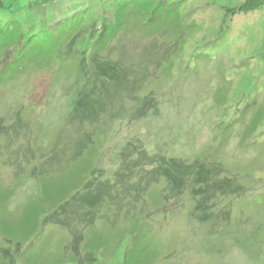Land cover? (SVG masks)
<instances>
[{
	"label": "rangeland",
	"instance_id": "rangeland-1",
	"mask_svg": "<svg viewBox=\"0 0 264 264\" xmlns=\"http://www.w3.org/2000/svg\"><path fill=\"white\" fill-rule=\"evenodd\" d=\"M252 1L182 0L149 20L160 0L122 14L112 0H0V43L42 25L56 36L87 9L54 52L0 59V264H264V5ZM124 83L134 98L112 95ZM82 144L94 148L58 175ZM91 171L98 211L52 224Z\"/></svg>",
	"mask_w": 264,
	"mask_h": 264
},
{
	"label": "trees",
	"instance_id": "trees-1",
	"mask_svg": "<svg viewBox=\"0 0 264 264\" xmlns=\"http://www.w3.org/2000/svg\"><path fill=\"white\" fill-rule=\"evenodd\" d=\"M112 1H114L113 2L114 4L115 2L117 3L118 10H119L118 12H120L121 14L126 11L127 3L133 2L134 4H131L132 6H137L144 11H148L149 6L151 4V0H121L120 2L116 0H112ZM181 1L182 0H160L159 4L154 8V10H152L149 13L150 14V16L148 17L149 20L155 19V17L159 19L160 17L162 16L164 17V15H167L168 13L175 12L180 7ZM251 3H252L251 5H253L252 7H246L248 12L259 10L261 6L264 5V0H253ZM1 9H3V6H2V3L0 2V10ZM86 16H87V9L86 11L77 13L71 18L60 19L56 27V32H57L56 36L54 35V33H52V31L49 28H45L46 26H43V25L41 26L40 29H38L39 32H33V31L30 32L28 38L26 37L22 38L19 36H14L10 38L8 35H4V37H1L2 40L0 43V49H1L0 52L2 54H0V59L1 57L4 56V53L6 51L12 50L16 57L15 62L12 64V66L15 65L16 66L15 68H18L19 67L18 61L21 62L27 59V57L31 55L36 54L38 56H43L51 52H54L57 44L59 42H62L64 38L70 37L72 33H74V31H76V29L79 27L78 26L80 24L79 20L81 18L85 19ZM3 22L4 21L0 20L1 26L4 25L2 24ZM122 22L124 21L120 19L117 22L115 21L113 24L108 23L105 26L104 31L101 32V35L99 36L97 40L98 45H100L101 47H105L111 40H113L117 36V33L120 32L119 29L123 27V25L121 24ZM35 37H38L39 39L36 41V44H32V41ZM40 44H43L44 48L42 49L38 48ZM219 48L220 46H218V49ZM11 67H9L8 70H6V72L7 71L9 72V70L11 71ZM135 87H136L135 84L132 86H129V85L127 86V84L124 83L122 86L116 88V90L112 92V95H114V97L120 96L124 99L125 97L124 93H126L129 95H132V98H134L133 95L138 93V91L135 90ZM136 99H139V98L136 96ZM127 112H128V109H127ZM129 113L130 114L127 116L128 118H130L134 112H129ZM111 115L112 117H114L116 114H113L112 112ZM14 135H16V133ZM56 135H57V140L55 141V143L53 144V146H51L49 150V152L53 151L52 153H55V154L61 151V150H58V147H60L62 143V141L59 142V138L61 137L60 133L59 134L57 133ZM84 145L85 144H82L81 147L77 145L78 148L76 150V154L74 156H70L69 158H66V160L63 159L64 161H66L67 166H65V168L62 171H60V173H58V175L66 173V171L72 168L73 164L76 161L83 158L87 154L88 151H91L94 148V146L92 148H89V147H85ZM94 169L95 168H93V170ZM92 171L90 172V176L92 175ZM90 176L88 177L89 180L86 181L87 184L83 186V189L80 190V192L77 194V196L72 201L66 202V203L63 202L59 207L57 208L55 207L53 209L52 215L54 214V212H55V215H54V220H53L54 223L51 222L52 224L57 226L56 225L57 219H59L60 226L63 229L65 228L70 229L69 226H72L70 225V221L74 219V217H75V220L77 221L76 217H79L77 214L71 212V205L73 206L75 205V203L82 204L81 208H76V211L78 214L80 210L85 207L84 205H86V203L90 204L92 206V209L100 208V205H102L101 203L104 200L102 195H104L105 189H103L102 187L96 188L97 182L94 181L95 179L92 180V176L91 177ZM32 178L35 179L37 177L32 176ZM110 183L112 184V182ZM116 185H119V184H116ZM111 186H113V184ZM118 187L119 186L112 187V188H115V190H117ZM108 188H111V187L109 186ZM60 210H64L63 216H62V211L60 213ZM59 213H60V216H59ZM89 216H90V213H86L83 218L81 217L79 218L83 220V219L88 218ZM67 218H69V225L67 224ZM47 221L48 220H46L45 223H47ZM71 232L73 231L71 230ZM81 241H82V246H83V237L80 236L74 239V241L72 242V245L69 247V249L71 250V252L74 254L76 258H77V254L75 253L79 252V248L81 249ZM76 260H78L77 262L78 264H80V262L82 263L83 261L82 259L80 261L79 259H76Z\"/></svg>",
	"mask_w": 264,
	"mask_h": 264
},
{
	"label": "crops",
	"instance_id": "crops-1",
	"mask_svg": "<svg viewBox=\"0 0 264 264\" xmlns=\"http://www.w3.org/2000/svg\"><path fill=\"white\" fill-rule=\"evenodd\" d=\"M118 188H119V187H118ZM122 189H123V187H122ZM117 190H118V189H117ZM123 190H124V189H123ZM118 192H120V191L118 190ZM84 206L89 207V208H92V206H91L90 204H87V203H86V205H84ZM84 206H83V207H84ZM81 207H82V204H76V207H74V206L71 205V212H73V213L79 215V214L77 213V211H76V208H81ZM93 209H95L96 212L98 211V209H96V208H93ZM82 215H84V214H82ZM83 217H84V216H83ZM83 217H82V218H83ZM76 219L78 220L79 217H76ZM71 227H72V228H77L75 225H72ZM66 229H67V228H66ZM78 231H79V230H78ZM72 233H74V232H72ZM74 235H75V233L73 234V238H74ZM73 238H72V239H73ZM72 239H71V240H72ZM74 239H75V238H74ZM73 241H74V240H73ZM73 241H72V242H73ZM81 247H82V245H81ZM87 253H88V251H85L84 254L87 255ZM81 256H82V254L79 255V257H81ZM89 257L91 258V256H89ZM82 260H83V259H82Z\"/></svg>",
	"mask_w": 264,
	"mask_h": 264
}]
</instances>
